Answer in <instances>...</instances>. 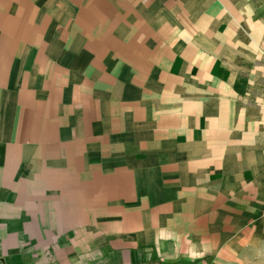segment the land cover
Here are the masks:
<instances>
[{
  "label": "crops",
  "instance_id": "0c3cea01",
  "mask_svg": "<svg viewBox=\"0 0 264 264\" xmlns=\"http://www.w3.org/2000/svg\"><path fill=\"white\" fill-rule=\"evenodd\" d=\"M263 245L264 0H0V264Z\"/></svg>",
  "mask_w": 264,
  "mask_h": 264
},
{
  "label": "rangeland",
  "instance_id": "374dc122",
  "mask_svg": "<svg viewBox=\"0 0 264 264\" xmlns=\"http://www.w3.org/2000/svg\"><path fill=\"white\" fill-rule=\"evenodd\" d=\"M234 264H264V245L250 250L245 256L238 258Z\"/></svg>",
  "mask_w": 264,
  "mask_h": 264
},
{
  "label": "trees",
  "instance_id": "16d2710c",
  "mask_svg": "<svg viewBox=\"0 0 264 264\" xmlns=\"http://www.w3.org/2000/svg\"><path fill=\"white\" fill-rule=\"evenodd\" d=\"M201 260H177L175 262H162V264H200Z\"/></svg>",
  "mask_w": 264,
  "mask_h": 264
}]
</instances>
